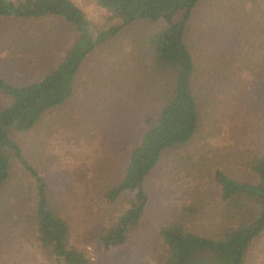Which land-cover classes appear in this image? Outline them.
I'll return each instance as SVG.
<instances>
[{"label": "rangeland", "instance_id": "obj_1", "mask_svg": "<svg viewBox=\"0 0 264 264\" xmlns=\"http://www.w3.org/2000/svg\"><path fill=\"white\" fill-rule=\"evenodd\" d=\"M72 1L90 25L99 21L95 0ZM160 28L138 21L99 42L81 62L72 96L30 131L15 135L50 198L72 220V242L86 250L92 264H156L162 255L158 227L180 219L179 201L194 200L199 207L184 219L185 226L217 235L226 226L214 171L253 180L246 162L264 157V0H200L185 38L194 63L197 131L187 143L168 149L147 176L148 205L128 244L101 250L103 228L127 206L126 198L110 202L103 191L122 176L145 120H155L163 102L167 80L149 67L144 42ZM78 37L57 17L0 18V77L14 84L41 78ZM7 102L0 93V106ZM12 164L8 189L0 192V264H63L47 256L34 230L21 227L28 223L23 201L33 198V182ZM244 264H264V231L247 248Z\"/></svg>", "mask_w": 264, "mask_h": 264}, {"label": "trees", "instance_id": "obj_2", "mask_svg": "<svg viewBox=\"0 0 264 264\" xmlns=\"http://www.w3.org/2000/svg\"><path fill=\"white\" fill-rule=\"evenodd\" d=\"M199 1L95 0L100 14L94 17L98 16L99 21L90 25L84 11L72 0H0L2 19L57 17L79 34L61 62L41 78L14 84L0 77V93L8 99L6 105L0 106V192L8 189L5 186L12 178L15 161L33 182V198L23 201L28 210L23 216L28 223L23 221L21 227L27 232L34 230L42 249L56 263L92 261L82 246L72 242V220L50 198L46 181L25 158L15 135L30 131L46 112L72 96L76 72L99 42L138 21L161 25L144 39L149 67L167 80L159 114L155 120H145L147 127L129 150L122 176L103 191L110 202L127 199L126 209L98 237L103 252L122 249L145 215L149 201L147 176L168 149L187 143L198 128L199 112L191 88L194 63L185 38ZM246 163L245 169L253 180L237 179L222 169L214 171L219 214L226 227L215 236L192 231L183 221L199 213L198 204L194 200L179 201L175 209L180 219L158 227L162 255L156 264H244L247 248L264 231V157L257 156Z\"/></svg>", "mask_w": 264, "mask_h": 264}]
</instances>
